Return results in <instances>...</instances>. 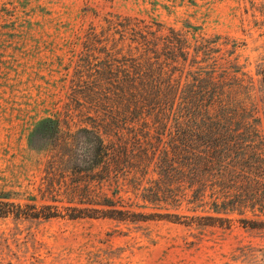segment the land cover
<instances>
[{
  "label": "rangeland",
  "instance_id": "374dc122",
  "mask_svg": "<svg viewBox=\"0 0 264 264\" xmlns=\"http://www.w3.org/2000/svg\"><path fill=\"white\" fill-rule=\"evenodd\" d=\"M179 48L197 61L177 63ZM183 68L213 76L202 85L236 121L234 159L219 177L207 185L203 172L208 188L196 194L171 134L158 142L157 168L126 165L119 136L109 146L119 165L110 156L91 170L98 142L81 131L91 119L79 89L171 81L182 102L194 84L180 79ZM126 170L146 175L126 182ZM110 202L126 213L106 216ZM5 203L57 216H0V264H264V0H0Z\"/></svg>",
  "mask_w": 264,
  "mask_h": 264
},
{
  "label": "trees",
  "instance_id": "16d2710c",
  "mask_svg": "<svg viewBox=\"0 0 264 264\" xmlns=\"http://www.w3.org/2000/svg\"><path fill=\"white\" fill-rule=\"evenodd\" d=\"M123 27L126 28L125 25ZM142 35L144 44L153 43L152 40L150 42L144 31H142ZM167 40L170 41L168 38ZM179 51L173 58L177 63L182 61L183 64H187L189 61L195 62L198 59V56H194L190 60L189 54L184 52L183 48H179ZM202 69L186 71L183 68L181 70L180 79H192L194 83L185 92V95H189L191 98L182 102H176L173 99L180 93V90L179 86L171 85V81L164 87L153 81L142 85L126 86L87 85L79 89L78 94L82 97L81 102L77 104L80 107L79 111L82 115L89 114L91 119L90 127L82 128L81 131L91 134L98 142L95 154L92 144L89 141L85 142V145H89L88 147L92 146V167L90 169L105 168L108 165L106 161H112L114 166L119 165L120 157L117 155L119 150L118 152L113 150V154L110 155L109 149V146L115 148L121 144L114 140L119 136H126V143L122 144H126V165L130 164L132 159H137L157 168L161 166L158 142L164 136L171 134L173 143H175L172 153L182 165L192 168L190 169L194 178L192 182L198 184L192 185L197 191L196 194L199 188H208L207 185L211 182V178L219 177L218 169L223 167L224 159L228 162L234 159V152H231L232 148L229 146L227 138L237 132V127H235V119L223 115L227 108L221 102L213 99L216 96H221V93L216 90L211 92V89L202 85L205 80H213V76ZM152 77L154 74L149 75V79ZM199 97L211 98L206 101L198 99ZM245 125L247 126L248 123ZM243 128L245 129V127ZM174 129L176 132L172 133ZM185 138L189 141H186ZM224 143L228 145L227 148H222ZM135 149L142 152L136 156L138 158H132L129 155ZM110 156L111 161L108 158ZM166 161L170 164L171 160L168 158ZM203 172L210 177L207 180V185L201 183V178L205 176ZM114 173L115 181L118 182L119 179H122L119 176V171L116 170ZM145 175L146 173L143 176L137 173L131 175V172L126 170V178L123 179H126V182L131 180L137 182L145 178ZM197 186L198 188H196ZM109 206L111 210L106 216L114 217L113 214L124 215L126 213L124 210H118L111 202ZM10 214L16 217L23 215L33 219H51L57 216L51 213L32 214L31 212L30 214L14 204H0V216L4 217ZM70 216L71 218L81 217L79 215Z\"/></svg>",
  "mask_w": 264,
  "mask_h": 264
},
{
  "label": "clouds",
  "instance_id": "9594fccd",
  "mask_svg": "<svg viewBox=\"0 0 264 264\" xmlns=\"http://www.w3.org/2000/svg\"><path fill=\"white\" fill-rule=\"evenodd\" d=\"M77 162L83 164V160H79V161H77Z\"/></svg>",
  "mask_w": 264,
  "mask_h": 264
}]
</instances>
